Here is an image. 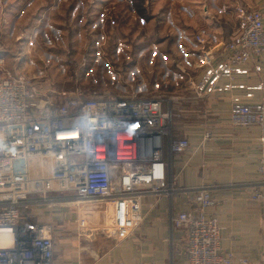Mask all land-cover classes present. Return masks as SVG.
<instances>
[{
  "label": "built area",
  "instance_id": "obj_1",
  "mask_svg": "<svg viewBox=\"0 0 264 264\" xmlns=\"http://www.w3.org/2000/svg\"><path fill=\"white\" fill-rule=\"evenodd\" d=\"M231 11L236 26L227 39L193 37L201 71L193 96L244 91L232 95L230 119L239 127H259L264 136V102H250L256 91L264 95V82L247 86L237 79L264 53L263 16L239 4ZM218 50L224 58L216 61ZM38 77L9 68L0 57V234L10 238L0 245V264H51L53 228L38 221L37 209H71L79 230H97L116 243L129 238L142 221V199L167 194L164 140L172 155L189 147L187 138L171 136L180 117L174 97L93 89L59 101V92ZM259 172L262 181L233 187L252 189L251 198L264 199V153ZM180 191L190 192L194 208L171 215L170 224L184 233L187 264L233 263L231 252L219 254L221 227L208 213L215 203L212 189Z\"/></svg>",
  "mask_w": 264,
  "mask_h": 264
},
{
  "label": "crops",
  "instance_id": "obj_2",
  "mask_svg": "<svg viewBox=\"0 0 264 264\" xmlns=\"http://www.w3.org/2000/svg\"><path fill=\"white\" fill-rule=\"evenodd\" d=\"M179 1L180 11L188 15L177 28L186 41L179 46L180 53L187 59V72L195 70V80L198 81L201 75L197 68L200 55L193 37L203 34L215 43L227 39L236 26L231 9L249 2ZM250 3L253 4L251 0ZM258 3L262 9L256 10L262 14L264 23V0H256L255 4ZM10 7L9 1L0 0V30L16 29L19 24L13 20L17 17L16 13H3ZM7 44H3L4 47L0 45V57L6 60L9 68L20 70L17 66L21 59L18 47ZM169 47L175 51V45L170 44ZM223 58L224 52L218 50L216 61ZM255 65H259V72H254ZM244 67L249 73L238 76L239 82L247 86L264 82V53L252 58ZM227 82V79L221 80L222 84ZM242 93L244 91L233 90L215 92L200 99L194 96L182 99L180 117L173 122L171 136L187 138L189 147L183 154L172 155L164 140L167 194L148 195L142 199V221L122 242L101 237L97 230H79L75 212L71 209L64 208L66 212L61 213L35 210L38 221L53 228L51 264H187L183 252L186 242L184 233L180 228L171 226L170 216L194 208L190 192L180 189L200 186L210 187L215 199L208 213L217 219L221 227L219 254L231 252L235 259L231 264H242L241 260H245V264H264V199L251 198L252 189L233 187L255 184L263 178L259 172L260 157L264 153L261 129L257 126L239 127L230 119L231 97ZM250 102H264V95L256 91ZM205 134L208 136L205 137ZM260 192L264 194V187Z\"/></svg>",
  "mask_w": 264,
  "mask_h": 264
},
{
  "label": "rangeland",
  "instance_id": "obj_3",
  "mask_svg": "<svg viewBox=\"0 0 264 264\" xmlns=\"http://www.w3.org/2000/svg\"><path fill=\"white\" fill-rule=\"evenodd\" d=\"M4 1L11 7L3 13H16L13 20L19 24L0 30V45L17 46L19 71L39 76L59 92L55 100L93 89L115 96L137 93L174 97L179 113L182 99L193 96L197 75L187 72V59L180 53L186 41L177 28L188 15L180 11L179 0ZM251 1L236 2L261 8Z\"/></svg>",
  "mask_w": 264,
  "mask_h": 264
},
{
  "label": "bare ground",
  "instance_id": "obj_4",
  "mask_svg": "<svg viewBox=\"0 0 264 264\" xmlns=\"http://www.w3.org/2000/svg\"><path fill=\"white\" fill-rule=\"evenodd\" d=\"M10 243V238L7 235L0 234V245H7Z\"/></svg>",
  "mask_w": 264,
  "mask_h": 264
}]
</instances>
